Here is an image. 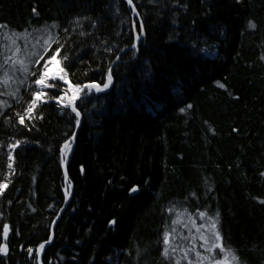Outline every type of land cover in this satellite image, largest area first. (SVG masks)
Here are the masks:
<instances>
[{
  "label": "trees",
  "instance_id": "16d2710c",
  "mask_svg": "<svg viewBox=\"0 0 264 264\" xmlns=\"http://www.w3.org/2000/svg\"><path fill=\"white\" fill-rule=\"evenodd\" d=\"M133 2L138 18L127 0H0V34L39 29L28 38L29 51L37 42L39 51L43 26L55 21L52 31L64 44L57 58L68 57L63 66L73 83H103L110 65L114 77L109 89L77 101L78 127L71 109L54 100L37 105L34 115L42 118L26 116L27 126L20 124L17 113L25 114L36 77L0 85L7 102L0 106V182L11 180L0 193V244L9 249L0 264H145L146 257L149 264H175L179 249L171 259L162 253L177 209L179 248L204 251L185 209L197 225L206 223L197 209L218 211L224 244L240 264H264V0ZM140 18L144 31L135 48ZM5 42L0 36V51ZM53 83L48 96L66 87ZM17 87V95L8 94ZM73 132L72 189L56 218L67 194L61 147ZM15 140L21 144L10 149Z\"/></svg>",
  "mask_w": 264,
  "mask_h": 264
},
{
  "label": "snow or ice",
  "instance_id": "6c2138e0",
  "mask_svg": "<svg viewBox=\"0 0 264 264\" xmlns=\"http://www.w3.org/2000/svg\"><path fill=\"white\" fill-rule=\"evenodd\" d=\"M127 3L132 7L133 12H135L137 17H140V13L136 9V5L133 0H127ZM34 13L36 9L32 10ZM79 17H77V21H79ZM136 20L132 21L133 29H136ZM6 25L0 24V28H4ZM58 27L55 21L52 22V26H43V32L47 35V39L44 40L43 45L40 47L39 51H36V47L39 44H32L31 48L33 50L29 51V36L32 35V32L40 31L39 29H32L30 32L27 28L23 31L10 30L9 33L0 34V36L6 37V42L3 43L2 48L3 51H0V85H8L14 79L18 80L19 84H24L28 81V78L36 77L29 83V87L31 88L33 85L38 86V89L32 93L33 98L25 109V114L17 113L19 123L25 125L26 116L29 121H34L35 119L42 118L43 114L41 113L39 117L34 115L35 110L38 104L46 103L48 101H56L62 109H71V113L75 114V125L78 127L81 123L80 116L81 111L80 108L77 107V101L81 103L88 102L90 100L91 94L93 92L99 93L109 89L113 84V72L111 65L107 69L106 80L103 83L92 80L90 82L85 83H73L68 77L67 68L63 66V62L68 60V57L65 55L58 59V55L61 52V49L64 48V44L60 43V34L58 32H53L52 28ZM248 27L251 29H255L257 27L254 21L248 22ZM67 33V29H64ZM144 31V21L143 18L139 19V30L135 31V41L136 44L132 45V47L138 48L139 42L142 38V33ZM23 40V48L19 43L20 40ZM58 44V47L54 49L51 55H47L45 59V55L49 52V49L52 48L53 44ZM264 58V57H262ZM41 60L44 61L43 65L37 68L35 71L32 70V65H40ZM117 60H119V56H117ZM55 68V71H53ZM16 73H24L25 78L23 80H19L15 75ZM53 81H63L66 82V87H64L63 91L60 95L57 96H48L45 91L46 87L55 88V83L49 84V80ZM219 87L226 88V85L221 81L215 82ZM19 92V88L15 91H12L8 94L17 95ZM0 106H7V102L0 100ZM192 105L188 104L186 108H180L181 112H185L188 108H191ZM214 131V129H213ZM238 131V129H236ZM76 133L73 132L71 136L66 138L61 147V161L65 165L64 175L65 179L68 180V170H67V159L66 156L68 153L72 151V145L75 142ZM21 144L20 140H15L14 143L8 145L10 149H15L17 146ZM12 157L9 158L8 168L12 169ZM81 171H83V165L81 166ZM264 175V174H262ZM8 176H11V172L8 173ZM11 183L10 179H7L4 182H0V193H3L4 190L8 187V184ZM70 183V181H69ZM139 186H133L130 191L136 192L138 191ZM65 192L70 195L68 192V188H65ZM195 195V193H193ZM169 212H172L173 209L169 208ZM199 218L206 221L204 224L197 225L196 217L192 216L191 213L187 212V209L184 210V213H187L189 217L190 223L195 227L196 233L198 234L199 241H202L200 247H203L206 251L202 252L199 250V247H192L191 245L179 248V243L176 239H174V234L176 233L175 225L178 223L180 216L183 213H180L179 209H177V219L172 221V230L169 231L167 226L163 233V255L171 259L177 250L182 253V256L176 257L175 264H181V260H187V264H204L206 261L207 264H240V258L236 254V250L231 247H227L224 244V238L219 230V212L217 211L215 216H211L207 213V211L196 210ZM55 223V222H53ZM115 223V221H112ZM185 228H188L189 225L187 223L184 224ZM9 233V225H3V237L6 240ZM183 235L182 233L180 234ZM193 242L195 243V237H192ZM49 243V240L44 241L39 245L41 251L45 248V245ZM8 244L5 242L0 244V254H7L8 252ZM217 250H219L222 255L217 257ZM31 249L29 252L31 253ZM195 254V260L191 258L190 253Z\"/></svg>",
  "mask_w": 264,
  "mask_h": 264
},
{
  "label": "water",
  "instance_id": "95a60500",
  "mask_svg": "<svg viewBox=\"0 0 264 264\" xmlns=\"http://www.w3.org/2000/svg\"><path fill=\"white\" fill-rule=\"evenodd\" d=\"M102 92H103V91H102ZM99 93H100V92H99ZM92 94H97V93H96V92H93ZM72 151H73V145H72ZM72 151H71L70 153H68L67 156H66L67 163H68V161H69V159H70V156H71ZM61 165H62V173H63V177H64L65 184H68V180L65 179V175H64L65 165H64V163H62ZM66 166H67V165H66ZM70 190H71V187H70ZM70 192H71V191H70ZM137 193H138L137 191H136V192H130L131 195H134V194H137ZM67 201H68V199L66 200V202H65V204H64V206H63V208L65 207ZM113 224H114V223H112V220H111V221H110V225H113ZM48 244H49V243H47V244L45 245V247H46ZM41 253H42V251L40 250V251H39V257H40V255H41Z\"/></svg>",
  "mask_w": 264,
  "mask_h": 264
},
{
  "label": "bare ground",
  "instance_id": "6f19581e",
  "mask_svg": "<svg viewBox=\"0 0 264 264\" xmlns=\"http://www.w3.org/2000/svg\"><path fill=\"white\" fill-rule=\"evenodd\" d=\"M132 8V7H131ZM133 10V9H132ZM133 15H135L136 16V14H135V12H133ZM137 17V16H136ZM138 18V17H137ZM134 44H136V41H135V43ZM104 92V91H103ZM101 93V92H100ZM97 94H99V93H97ZM80 119H81V117H80ZM77 129V128H76ZM61 164H62V161H61ZM61 167H62V165H61ZM64 178V177H63ZM64 184H65V181H64ZM65 186H67L68 188H69V190H68V192L71 194V190H70V187H71V189H72V186H71V184L69 183V181H68V184H65ZM130 192L131 191H129V194H130ZM138 192V191H137ZM131 195V194H130ZM69 197H70V195L69 194H66V199H65V202H66V200L67 199H69ZM65 202H64V204H65ZM68 202V201H67ZM64 204H63V206H64ZM67 204V203H66ZM63 206H62V208L60 209V211H59V213L57 214V216H56V218L59 216V214L63 211V209L65 208H63ZM66 206V205H65ZM55 218V219H56ZM112 221H114V220H112ZM55 222V221H54ZM54 224V223H53ZM109 225H110V223H109ZM114 225V224H113ZM113 225H111V226H113ZM40 251V250H39ZM39 251H38V257H39Z\"/></svg>",
  "mask_w": 264,
  "mask_h": 264
},
{
  "label": "rangeland",
  "instance_id": "374dc122",
  "mask_svg": "<svg viewBox=\"0 0 264 264\" xmlns=\"http://www.w3.org/2000/svg\"><path fill=\"white\" fill-rule=\"evenodd\" d=\"M53 71H55V68H53ZM63 83L66 85V82H63ZM194 228H195V227H194ZM198 245L200 246L201 244L198 243ZM201 248L204 250L203 252L206 251L203 247H201ZM219 257H220V256H219ZM144 259H145V264H149V263L151 262V260H152V258H148V259H147V257L144 258ZM204 264H207V262L205 261Z\"/></svg>",
  "mask_w": 264,
  "mask_h": 264
}]
</instances>
